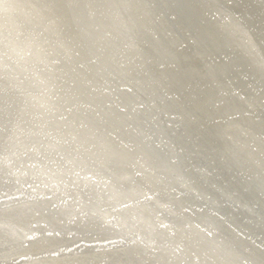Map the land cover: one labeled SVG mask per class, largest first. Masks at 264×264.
I'll list each match as a JSON object with an SVG mask.
<instances>
[{
    "label": "bare ground",
    "instance_id": "bare-ground-1",
    "mask_svg": "<svg viewBox=\"0 0 264 264\" xmlns=\"http://www.w3.org/2000/svg\"><path fill=\"white\" fill-rule=\"evenodd\" d=\"M0 264H264V0H0Z\"/></svg>",
    "mask_w": 264,
    "mask_h": 264
}]
</instances>
